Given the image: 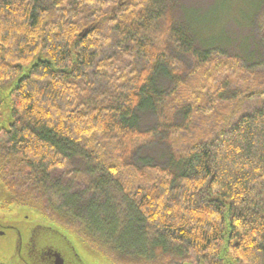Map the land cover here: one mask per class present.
Instances as JSON below:
<instances>
[{
  "label": "trees",
  "instance_id": "trees-1",
  "mask_svg": "<svg viewBox=\"0 0 264 264\" xmlns=\"http://www.w3.org/2000/svg\"><path fill=\"white\" fill-rule=\"evenodd\" d=\"M175 10L0 0V183L110 264H264V64L199 46ZM157 140L170 164L137 161Z\"/></svg>",
  "mask_w": 264,
  "mask_h": 264
},
{
  "label": "rangeland",
  "instance_id": "rangeland-1",
  "mask_svg": "<svg viewBox=\"0 0 264 264\" xmlns=\"http://www.w3.org/2000/svg\"><path fill=\"white\" fill-rule=\"evenodd\" d=\"M174 2L177 16L188 30L191 28L190 32L199 46L203 43L206 47L220 50L228 56H238L247 66L264 64V0H174ZM183 61L187 67L191 65L188 57L183 56ZM155 82L156 86L164 91L169 90L171 85L170 79L160 73L157 74ZM262 89L264 90V87ZM242 101L233 109L236 111L235 114L253 107L246 104L250 100ZM10 109L8 100L3 103V113L8 119ZM137 117L138 126L143 130L155 126L158 122L153 112L146 109H140ZM175 122L179 124V119L177 121L175 119ZM157 141L149 147L141 148L135 156L136 160L145 159L152 161V165L161 167L169 165L172 147L162 140ZM173 166L174 170L181 171L177 164ZM77 168L80 171L84 170L81 164L77 165ZM262 189L264 199V183ZM10 202L9 193L0 183V259L9 256L8 253L3 254L4 246L18 244L26 246L36 222L45 225L31 210ZM69 239L86 264H110L76 236H69Z\"/></svg>",
  "mask_w": 264,
  "mask_h": 264
},
{
  "label": "water",
  "instance_id": "water-1",
  "mask_svg": "<svg viewBox=\"0 0 264 264\" xmlns=\"http://www.w3.org/2000/svg\"><path fill=\"white\" fill-rule=\"evenodd\" d=\"M39 221L43 222L40 219ZM38 223L36 222L29 235L26 245L29 247L23 251L24 255L27 252V264H86L77 253L69 236L47 224Z\"/></svg>",
  "mask_w": 264,
  "mask_h": 264
},
{
  "label": "flooded vegetation",
  "instance_id": "flooded-vegetation-1",
  "mask_svg": "<svg viewBox=\"0 0 264 264\" xmlns=\"http://www.w3.org/2000/svg\"><path fill=\"white\" fill-rule=\"evenodd\" d=\"M29 246H4L3 254L8 253V257H1L0 264H27V252L24 255V249Z\"/></svg>",
  "mask_w": 264,
  "mask_h": 264
}]
</instances>
